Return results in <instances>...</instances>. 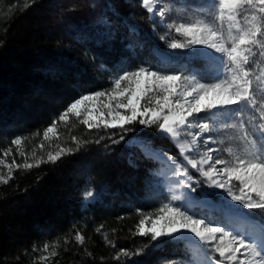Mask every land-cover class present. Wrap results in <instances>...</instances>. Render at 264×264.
I'll use <instances>...</instances> for the list:
<instances>
[{
  "label": "trees",
  "instance_id": "16d2710c",
  "mask_svg": "<svg viewBox=\"0 0 264 264\" xmlns=\"http://www.w3.org/2000/svg\"><path fill=\"white\" fill-rule=\"evenodd\" d=\"M160 2L172 7L171 19L189 22L203 14L196 5L212 0ZM159 20L142 0H0V176L7 180L0 181V264H185L189 259L191 248L183 241L163 239L153 248L150 235L138 234L140 220L154 219L170 194L162 164L125 147V141L141 137L179 159L156 125L136 122L125 125L132 129L127 132L105 128L103 121L113 117L103 107L108 98L102 97L95 111L104 115L90 121L100 122L99 129L81 123L83 114L70 115L47 139L43 136L80 92H110V77L121 68L155 63L150 50H164L159 37L166 31ZM130 43L145 47L129 49ZM260 61L258 68L264 66V58ZM202 66L194 62L191 70ZM111 103L114 109L116 100ZM146 104L147 99L141 101V109ZM205 115H198L202 122ZM120 135L125 141L112 143ZM207 135L225 141L209 143L221 150L215 157L227 155L223 149L235 143L228 137L237 133L220 129ZM17 137L20 145L12 143ZM57 153L59 159H48ZM86 190L94 196L87 197ZM151 223L147 220L145 227Z\"/></svg>",
  "mask_w": 264,
  "mask_h": 264
},
{
  "label": "snow or ice",
  "instance_id": "6c2138e0",
  "mask_svg": "<svg viewBox=\"0 0 264 264\" xmlns=\"http://www.w3.org/2000/svg\"><path fill=\"white\" fill-rule=\"evenodd\" d=\"M142 6L155 13L166 29L159 37L164 41V50H150L155 63L149 60L121 68L110 77L114 85L110 92H80L53 118L43 136L47 139L56 131L57 122L66 123L70 115L79 118L83 114L81 123L88 129H99L100 122L90 121L102 97L108 98L103 107L114 116L111 121H103L105 128L127 132L132 129L125 125L136 122L146 127L156 125L159 132L175 141L184 160L203 180L194 179L187 167L153 147L150 140L125 141L123 135L113 140L114 144L125 141V147L138 149L146 160L160 161L173 176L183 177L175 181L181 191L167 198L157 210L159 214L154 219L145 216L140 220L138 234L150 235L155 242L153 248L163 239L186 241L191 245V255L185 264H264V66L258 68L260 58H264V0L201 3L196 8L203 14L189 22L171 19L172 7L160 0H142ZM129 31L134 34L136 30ZM134 47L143 49L145 45L128 44L129 49ZM185 49L188 51H176ZM197 61L203 66L192 71L191 65ZM188 71L191 75L186 74ZM125 82L127 86L122 87ZM145 99L147 106L141 109ZM201 112L206 113L205 122H200L199 116L189 121L194 113ZM99 115L102 117L103 111ZM192 128L199 132L193 133ZM220 129L234 130L237 135L228 137L235 143L223 149L226 156L214 157L213 153L221 150L208 147L209 143L225 141L212 136L201 141V137ZM182 135L191 140L181 139ZM12 143L20 145L22 138ZM189 152L198 153L199 158L185 155ZM60 155H49L48 159L54 162ZM0 181L7 183L2 176ZM85 195L93 197L94 193L86 190ZM147 220L152 221L151 227H145ZM217 224L225 226H214ZM76 240L83 243L84 237L77 234ZM209 253L218 254L220 259H213ZM121 254L130 255L123 250Z\"/></svg>",
  "mask_w": 264,
  "mask_h": 264
},
{
  "label": "rangeland",
  "instance_id": "374dc122",
  "mask_svg": "<svg viewBox=\"0 0 264 264\" xmlns=\"http://www.w3.org/2000/svg\"><path fill=\"white\" fill-rule=\"evenodd\" d=\"M150 15H155V13H150ZM197 47H203V46H197ZM122 87H125V84H122ZM146 106H147V104H146ZM98 114H99V112L94 111L93 117H94V115H98ZM199 114L194 113L193 114V117H189V121L190 122H193L194 117H197ZM112 117L114 119V116H112ZM200 122H202V121H200ZM190 131H192L193 133H198L199 132V130L197 128H192V129H190ZM165 136H167V134H165ZM168 138L171 140V142L173 143V145L175 146V148H176V150H177V152L179 154L180 161H179V159H176L177 160V163L178 164H183L185 167H187L188 170H189V172H190V174L193 175L194 179L198 180V178L196 177L195 174H198V175H200V174L197 173L195 169H192L191 166L187 164V161L184 160L183 155L180 154L179 148L176 146L175 141L172 140L170 137H168ZM207 138H208L207 133H204L203 136L201 137V141L203 139H207ZM181 139L190 141L191 140V137L190 136H187V135H182L181 136ZM140 140H145V139H142L141 137L140 138L139 137H135V138L132 139L133 142H139ZM158 150L163 151L161 149H158ZM204 150H205V148L202 146L201 149H200V151L203 152ZM163 152L167 153L168 156H171L168 152H166V151H163ZM185 155H189V156L195 157L197 159L199 158V155L196 152H189V153H186ZM171 157H173V156H171ZM157 162H160V161H157ZM160 163L162 164L161 174H162V176L164 178V186H165L167 192L170 194V196L172 194H178L181 191V189L176 188L175 181L177 179H183V177H175V176H173L171 174L170 170L162 162H160ZM205 167H208V166L206 165ZM217 167H221V166L218 165ZM170 188H173L174 191L173 192L170 191ZM177 203H179V202H177ZM214 226H219V225H214ZM226 230H228V229L226 228ZM177 241H183V242H185L187 244V242L184 241V240H177ZM187 245L191 248V245H189V244H187ZM204 247L206 248L207 246H204ZM209 254L213 256V259L216 258L214 256H218V254H215V255L213 253H209Z\"/></svg>",
  "mask_w": 264,
  "mask_h": 264
},
{
  "label": "bare ground",
  "instance_id": "6f19581e",
  "mask_svg": "<svg viewBox=\"0 0 264 264\" xmlns=\"http://www.w3.org/2000/svg\"><path fill=\"white\" fill-rule=\"evenodd\" d=\"M170 191H172V192H173V191H174V189H173V188H170Z\"/></svg>",
  "mask_w": 264,
  "mask_h": 264
}]
</instances>
